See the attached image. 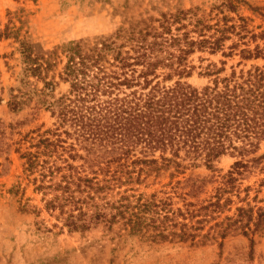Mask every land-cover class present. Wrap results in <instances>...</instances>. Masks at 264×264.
I'll use <instances>...</instances> for the list:
<instances>
[{
  "label": "trees",
  "instance_id": "trees-1",
  "mask_svg": "<svg viewBox=\"0 0 264 264\" xmlns=\"http://www.w3.org/2000/svg\"><path fill=\"white\" fill-rule=\"evenodd\" d=\"M225 7L232 12L231 4ZM20 49L21 73L7 106L16 112L34 103L54 119L53 129L31 138L35 151L21 158L27 172L38 173L36 190L52 194L46 210L66 216L65 227L84 231L101 219L110 223L116 214L108 222L105 212L89 206L108 191L128 187L117 201V221L129 235L203 244L235 233L249 238L250 246L264 236V208L256 206L257 197L249 198V188L235 184L242 169L264 161V154L249 158L264 143V65L243 69L264 60V31H249L244 18L234 20L222 9L215 15L190 10L141 18L107 40L72 43L40 57L29 44ZM197 52L221 57L219 67L210 63L198 74L208 79L202 88L186 82L194 72L189 58ZM60 57L58 79L68 90L49 100L53 85L47 76ZM223 156L239 160L197 206L188 201L198 189L187 190L189 180L170 185L184 210L172 209L166 192L163 198L124 195L163 174L173 180L188 168L212 167ZM209 221L214 224L204 232Z\"/></svg>",
  "mask_w": 264,
  "mask_h": 264
},
{
  "label": "rangeland",
  "instance_id": "rangeland-1",
  "mask_svg": "<svg viewBox=\"0 0 264 264\" xmlns=\"http://www.w3.org/2000/svg\"><path fill=\"white\" fill-rule=\"evenodd\" d=\"M230 4L232 12L229 13L225 6ZM262 8L264 0H0V264H264V236L254 237V244L250 246L249 238L235 233L224 240H207L203 244L200 239L195 244L151 242L129 235L120 224L123 221H117V201L128 187L108 191L89 206L94 212L96 208L92 206L105 212L108 222L109 216L116 214L113 221L107 223L101 219L91 223L87 230H69L64 226L66 216L46 210L45 202L51 200L52 194L36 190L39 183L34 180H38V173L27 172L25 159L21 158L22 154L35 151L30 147L35 143L31 138L53 129L54 119L43 106L34 103L16 112L7 106L9 89L17 86L21 73V43L29 44L33 54L40 57L72 43L107 40L121 27L141 18L158 19L161 14L190 10L198 15H215L222 9L234 20L244 18L247 29L258 34L264 31L259 16ZM220 60L219 55L193 54L189 61L194 72L186 82L195 88L206 86L208 79L198 74L210 63L219 67ZM237 62L235 58L227 63V74L229 67ZM63 63L64 58L60 57L48 73L47 80L53 85L49 100L68 90V85L58 79ZM251 65L262 66L264 60L247 62L243 69ZM262 154L264 143L249 158ZM238 160L223 156L212 167L188 168L173 180L163 174L124 195L157 193L158 198H163L165 195L161 192H166L172 197V209L184 210L181 200L173 197L170 185L189 180L187 190L191 185L198 186L197 192L188 199L197 206L214 195L221 177ZM263 163L249 164L242 169V175L236 176L235 183L240 190L249 188V198L257 197L256 206L262 208ZM129 200L134 202L136 198ZM232 213L233 209L217 221ZM177 221L183 222L181 218ZM209 222L204 232L214 224Z\"/></svg>",
  "mask_w": 264,
  "mask_h": 264
}]
</instances>
